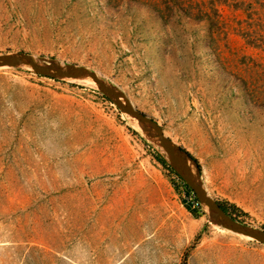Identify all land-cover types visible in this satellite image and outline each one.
I'll list each match as a JSON object with an SVG mask.
<instances>
[{"label":"rangeland","instance_id":"rangeland-1","mask_svg":"<svg viewBox=\"0 0 264 264\" xmlns=\"http://www.w3.org/2000/svg\"><path fill=\"white\" fill-rule=\"evenodd\" d=\"M165 1L0 0V54L117 87L213 200L264 229V0L199 21ZM173 175L98 89L0 69V264H264V245L193 215Z\"/></svg>","mask_w":264,"mask_h":264},{"label":"water","instance_id":"water-1","mask_svg":"<svg viewBox=\"0 0 264 264\" xmlns=\"http://www.w3.org/2000/svg\"><path fill=\"white\" fill-rule=\"evenodd\" d=\"M25 68L34 74L54 80H76L90 78L98 91L108 100L112 101L121 113L134 118L154 138L157 145L166 153V159L171 169L191 190L200 203L201 211L209 222L226 229L232 233L243 235L264 245V229H259L236 220L225 213L220 205L213 200L199 177L197 169L187 153L172 140L168 139L161 127L143 113L135 110L126 96L115 86L100 79L89 69L74 64H62L55 60L43 57H34L30 54L17 52L0 54V69Z\"/></svg>","mask_w":264,"mask_h":264},{"label":"trees","instance_id":"trees-1","mask_svg":"<svg viewBox=\"0 0 264 264\" xmlns=\"http://www.w3.org/2000/svg\"><path fill=\"white\" fill-rule=\"evenodd\" d=\"M208 2H209L208 6H206L207 3H205L204 0H166L164 3H166V6H168V9L172 13H176V12H178L180 14L185 13L189 18L193 19L194 21H199L201 19H204L203 17L208 16L203 11L207 10V9H213V5H214V3L217 2V0H208ZM215 11L217 12V9H215ZM207 19H208V17H207ZM187 155L190 157L191 160H194V159H192L190 154L187 153ZM157 161L161 165H165L164 160L161 159L160 157L157 158ZM185 188H186L187 192H191V190L186 185H185ZM219 205L225 213H228L230 216H233L237 219L243 213L241 210H239L235 206H231L228 204H219ZM191 212L195 216L204 215V213L201 211V209L191 210Z\"/></svg>","mask_w":264,"mask_h":264},{"label":"bare ground","instance_id":"bare-ground-1","mask_svg":"<svg viewBox=\"0 0 264 264\" xmlns=\"http://www.w3.org/2000/svg\"><path fill=\"white\" fill-rule=\"evenodd\" d=\"M74 81H78V82H80V83H82V84H84V85H87V86H91V87H94V88H96V85H95V83L90 79V78H87V77H84V78H80V79H76V80H73V82ZM97 89V88H96ZM123 118H124V120H126L127 121V123L132 127V128H134L146 141H149V142H152V143H154L155 145H157V142H155V140H154V138L150 135V133L149 132H147L146 130H145V128L141 125V124H139L134 118H132V117H130V116H127V115H125V114H123ZM159 147V146H158ZM160 148V152H161V154H163L164 156H166V153H165V151L161 148V147H159ZM216 227H219V226H217L216 225ZM221 228V227H220ZM226 230V229H225ZM226 231H228V230H226ZM228 232H230V231H228ZM235 234V233H234ZM242 237H246V236H243V235H241ZM247 238H249V237H247ZM250 240H251V238H249Z\"/></svg>","mask_w":264,"mask_h":264},{"label":"built area","instance_id":"built-area-1","mask_svg":"<svg viewBox=\"0 0 264 264\" xmlns=\"http://www.w3.org/2000/svg\"><path fill=\"white\" fill-rule=\"evenodd\" d=\"M174 179L176 181H180L183 187V198L185 200V204L191 208V210H198L201 209L200 203L196 200V198L194 197L192 192H187L186 188H185V184L184 182H182V180L177 176V175H173Z\"/></svg>","mask_w":264,"mask_h":264}]
</instances>
